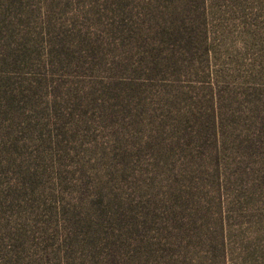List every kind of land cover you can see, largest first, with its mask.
<instances>
[{
    "label": "rangeland",
    "instance_id": "1",
    "mask_svg": "<svg viewBox=\"0 0 264 264\" xmlns=\"http://www.w3.org/2000/svg\"><path fill=\"white\" fill-rule=\"evenodd\" d=\"M1 10L0 264H264V0Z\"/></svg>",
    "mask_w": 264,
    "mask_h": 264
},
{
    "label": "trees",
    "instance_id": "2",
    "mask_svg": "<svg viewBox=\"0 0 264 264\" xmlns=\"http://www.w3.org/2000/svg\"><path fill=\"white\" fill-rule=\"evenodd\" d=\"M7 0H0V13L2 12V8L4 7V3L6 2ZM160 35H162V33H160ZM224 261V260H222Z\"/></svg>",
    "mask_w": 264,
    "mask_h": 264
}]
</instances>
